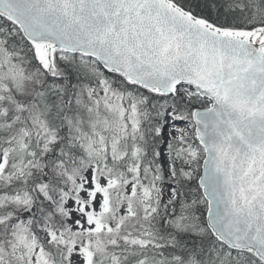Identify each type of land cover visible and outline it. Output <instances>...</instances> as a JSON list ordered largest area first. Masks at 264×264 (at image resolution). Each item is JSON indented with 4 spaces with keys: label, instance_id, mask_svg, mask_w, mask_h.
I'll return each mask as SVG.
<instances>
[{
    "label": "snow or ice",
    "instance_id": "1",
    "mask_svg": "<svg viewBox=\"0 0 264 264\" xmlns=\"http://www.w3.org/2000/svg\"><path fill=\"white\" fill-rule=\"evenodd\" d=\"M0 264H264V0H0Z\"/></svg>",
    "mask_w": 264,
    "mask_h": 264
}]
</instances>
